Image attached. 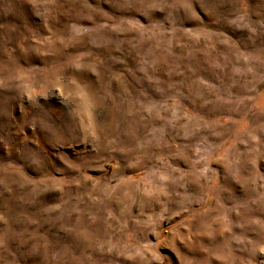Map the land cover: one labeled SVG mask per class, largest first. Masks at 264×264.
Listing matches in <instances>:
<instances>
[{
  "label": "rangeland",
  "instance_id": "obj_1",
  "mask_svg": "<svg viewBox=\"0 0 264 264\" xmlns=\"http://www.w3.org/2000/svg\"><path fill=\"white\" fill-rule=\"evenodd\" d=\"M0 264H264V0H0Z\"/></svg>",
  "mask_w": 264,
  "mask_h": 264
}]
</instances>
